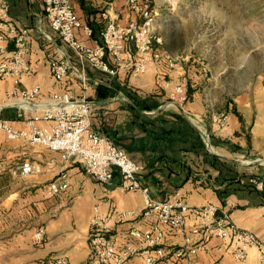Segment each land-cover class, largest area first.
Instances as JSON below:
<instances>
[{"label":"crops","instance_id":"crops-1","mask_svg":"<svg viewBox=\"0 0 264 264\" xmlns=\"http://www.w3.org/2000/svg\"><path fill=\"white\" fill-rule=\"evenodd\" d=\"M10 21L30 31V72L24 76L21 89L41 87L34 111L13 107L9 93L12 79L0 81V119L23 130L35 115L42 116L54 95L71 94L78 101L91 104L90 117L95 131L111 139L140 167V181L149 187L159 201L182 200L190 207L213 204L226 211L241 229L254 232L264 243V193L253 188L250 180L264 181V43L259 52L261 68L251 69L253 52L245 54L239 66L229 72L245 71L234 91H224L221 74L214 61H190L180 54L178 67L169 69L165 61L142 76L129 70L110 75L84 66L88 78L84 86L73 73L56 81L50 63L57 57H68L81 63L54 33L45 16L44 0H7ZM84 26L94 30L78 37L89 46L101 40L107 20L103 14L124 26L139 22L140 17L127 0H72ZM170 49V48H169ZM165 47L160 51L174 54ZM130 62L137 60L134 47L128 48ZM186 56V57H184ZM185 91L178 94L177 89ZM16 106V105H15ZM221 116L226 125L218 128ZM39 126L50 127L53 121L42 119ZM38 165V172L22 179L13 169L23 162ZM62 172L69 176L70 187L56 195L47 194L48 185ZM98 209L106 221L108 235L119 249L138 243L129 237L132 228L145 229L155 223L145 219L144 195L125 191L116 171L111 185H104L87 175L78 164H65L58 152L33 145L24 139L9 140L0 129V264H47L53 257H65L68 264H88L91 255L92 220ZM134 216L124 217V213ZM196 224L194 217L188 225ZM46 232L40 243L35 233ZM164 244L177 248L183 237L167 227ZM195 243L201 239L193 237ZM229 241L210 239L208 251L197 257V264H236ZM264 250L250 248L242 264H262ZM127 264H145L142 256ZM159 264H184L173 255Z\"/></svg>","mask_w":264,"mask_h":264},{"label":"built area","instance_id":"built-area-1","mask_svg":"<svg viewBox=\"0 0 264 264\" xmlns=\"http://www.w3.org/2000/svg\"><path fill=\"white\" fill-rule=\"evenodd\" d=\"M107 4L112 0H105ZM148 0H127L129 8L139 15V22H131L124 26L108 13L103 14L107 20L101 32V41L89 46L78 37L82 31L87 37L93 36L91 27L84 26L74 10L72 0H44L45 16L51 30L57 34L61 42L68 47L82 69L68 57L54 58L50 63V71L56 81L66 79L75 74L85 86L87 76L84 66L88 63L93 69L116 75L120 70H129L134 77L144 75L151 66L165 61L169 69L178 67L180 61L172 54L154 49L160 43L154 36L153 19L155 7ZM9 4L0 0V79H12L14 88L10 98H16L15 105L24 111H34V104L41 93V87L21 89L23 78L31 66L29 63L30 47L27 28L18 27L10 21ZM134 47L137 60L130 62L129 47ZM178 94L185 91L177 89ZM26 104L31 108H26ZM91 104L87 100L78 101L71 94L54 95L45 108L42 116L35 115L27 121L23 130L14 128L10 121L0 119L2 129L9 140L24 139L33 145H40L58 152L65 164H78L85 173L104 185H111L116 171L121 178V187L125 191H139L145 198V209L142 217L154 219L155 223L148 228H132L129 237L138 243H128L122 250L108 235L106 221L97 212L90 236L91 255L88 264H127L133 258L142 256L145 264H159L161 259L173 255L184 264H197V257L208 251V241L219 239L232 244L231 255L236 264H242L248 257L250 248L264 250L263 241L249 230L239 228L230 215L220 207L208 204L203 207H190L182 200L159 201L151 196L149 187L140 181L142 167L137 165L127 153L111 139L101 135L92 127L90 117ZM42 119L53 121L50 127L39 126ZM226 117L221 116L218 128L226 125ZM38 172V165L26 161L13 169V175L25 179ZM251 185L264 193V181L253 177ZM70 187L69 176L62 172L61 177L48 185L47 194L56 196ZM124 217L134 216V212L124 213ZM194 217L196 224L189 227V218ZM167 227L171 233L182 236L184 243L177 248H168L164 244ZM46 230L41 227L35 233V241L43 240ZM201 240L195 243L193 237ZM47 264H68L65 257H53ZM262 264H264V259Z\"/></svg>","mask_w":264,"mask_h":264},{"label":"rangeland","instance_id":"rangeland-1","mask_svg":"<svg viewBox=\"0 0 264 264\" xmlns=\"http://www.w3.org/2000/svg\"><path fill=\"white\" fill-rule=\"evenodd\" d=\"M155 7L154 49L170 48L172 55L189 56L214 65L221 74L225 93L236 90L250 73L229 72L253 52L251 69L261 68L260 48L264 43V0H148ZM169 49V50H170ZM186 57V56H184ZM208 60V61H207ZM0 81H2L0 79ZM15 106V100L10 101Z\"/></svg>","mask_w":264,"mask_h":264},{"label":"bare ground","instance_id":"bare-ground-1","mask_svg":"<svg viewBox=\"0 0 264 264\" xmlns=\"http://www.w3.org/2000/svg\"><path fill=\"white\" fill-rule=\"evenodd\" d=\"M26 108L30 109L31 108V105L29 106L28 104L25 105Z\"/></svg>","mask_w":264,"mask_h":264},{"label":"trees","instance_id":"trees-1","mask_svg":"<svg viewBox=\"0 0 264 264\" xmlns=\"http://www.w3.org/2000/svg\"><path fill=\"white\" fill-rule=\"evenodd\" d=\"M75 10V9H74ZM92 29V28H91ZM92 31H93V36H94V30L92 29ZM101 41V40H100ZM254 188V187H253ZM255 189V188H254Z\"/></svg>","mask_w":264,"mask_h":264}]
</instances>
